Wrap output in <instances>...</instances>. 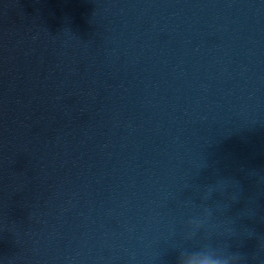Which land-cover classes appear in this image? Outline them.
<instances>
[{"label":"water","instance_id":"1","mask_svg":"<svg viewBox=\"0 0 264 264\" xmlns=\"http://www.w3.org/2000/svg\"><path fill=\"white\" fill-rule=\"evenodd\" d=\"M264 264V0H0V264Z\"/></svg>","mask_w":264,"mask_h":264},{"label":"clouds","instance_id":"2","mask_svg":"<svg viewBox=\"0 0 264 264\" xmlns=\"http://www.w3.org/2000/svg\"><path fill=\"white\" fill-rule=\"evenodd\" d=\"M204 264H230V262L228 258L213 256L205 260Z\"/></svg>","mask_w":264,"mask_h":264}]
</instances>
